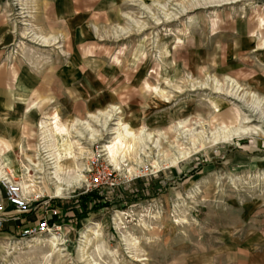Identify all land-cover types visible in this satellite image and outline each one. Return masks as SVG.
<instances>
[{
    "label": "rangeland",
    "instance_id": "1",
    "mask_svg": "<svg viewBox=\"0 0 264 264\" xmlns=\"http://www.w3.org/2000/svg\"><path fill=\"white\" fill-rule=\"evenodd\" d=\"M3 72L29 141L110 105L150 137L113 163L92 121L59 217L0 231V264H264V0H0Z\"/></svg>",
    "mask_w": 264,
    "mask_h": 264
},
{
    "label": "crops",
    "instance_id": "2",
    "mask_svg": "<svg viewBox=\"0 0 264 264\" xmlns=\"http://www.w3.org/2000/svg\"><path fill=\"white\" fill-rule=\"evenodd\" d=\"M11 78H12V75L7 73V72L0 73V100H1L0 101V180H2V179L8 180L10 178H18L19 176L20 177L22 176L21 178L24 181L25 178L28 177L27 180L28 181L30 180L35 185L33 191L41 192L43 190L41 193H44L47 189H52V188L54 189V183H55L49 174L50 172L53 171V163H52L51 159H49L50 161L49 160L47 161L48 155H49V157L52 154L57 155L56 158H58L60 160V162L62 163L63 166H66L64 168L66 170L69 169L70 171L71 170L73 171V169H74L73 162L74 161H72V163H71L70 159H73V157L75 156L74 154H77L76 153L77 152V146L73 144V141L78 139L77 141L79 142L80 138H83L82 136H84V138L86 139V137H87L86 132H88V131H86V129H84L85 128L84 127V121L82 119L80 120V118H78V117H73L72 119H74V120L76 119V121H75L76 123H74V125H72L73 129H72V127H70V129H69V131H72V132L67 131L68 132V134H67L66 130L62 126L64 121H60V124L57 125V123H55L56 122L55 115H51V114L48 115V113H46L45 115H43L39 119V121L37 123V127L39 130L37 141H29L28 140L29 137H27V136L29 135V132H30L29 129L32 126L31 125L29 126V124H27L26 119L21 117L22 115H20V117L17 119L11 118V116H12L11 112H13V111L23 112V111H26V109L28 107H29V109L34 108L35 107V101L30 102L28 104V107L26 106V108H25L26 103L22 104L20 102H12L10 99L11 94H12L11 88L6 86L5 82H4V79L10 80ZM19 79H21V78L19 77ZM24 89L27 90L25 87H24ZM110 106H113L110 110H111V112H114L112 110V109H114V105H110ZM99 110H101V109H99ZM99 112L101 113V111H99ZM99 112H97L98 114L94 113V115H98V116L100 115L99 117L100 118L102 117L101 122H97L95 124L101 126L100 124L104 123V125H102V127H105L106 123L108 121L106 123L102 122V120H103L102 113L104 111H102L101 114ZM87 115H89V113ZM91 116L92 115L90 114L88 116L89 120L86 119L87 121H85L89 125H91L90 123L92 121L96 122ZM113 116H115V115H113ZM113 116H112L111 120H115L118 118V117L113 118ZM46 119H48L50 121L48 126L51 125V127H47V128L43 129L41 122L43 120H46ZM50 119H52V120H50ZM53 119H55V120L53 121ZM78 121H80V123H78ZM54 123H55V125H57L56 127H55ZM79 124H80V126H78ZM52 125H53V128H52ZM75 127L77 128L76 130H75ZM92 127L93 126L91 125V128ZM40 129L41 130L43 129L44 131L43 130L41 131ZM80 129H81V131H80ZM93 129L95 131L97 130L94 134V137H95V135L98 134L97 133L98 129H95L94 127H93ZM51 131H54V133H55L53 135V138H52L54 141H51L52 135L49 134V133H51ZM79 131H80V133H79ZM43 132L46 134H44ZM77 132L79 135L77 134ZM47 133L49 134V136ZM61 133H62V135H61ZM41 135L42 136L44 135V136L42 137ZM58 135H61V138ZM71 136H73V138ZM63 137H64V139L65 138H67V139L72 138L73 139V140L71 139L70 141H69V139L68 140L65 139L69 143L71 142L72 148H70L71 149V150H69L70 152L65 151V153H64V150L62 151L59 148V143H60L59 140H61V139L63 140ZM55 139H56V141L58 139V141L56 142ZM42 140H46V143H45V141H42ZM94 140H95V138H94ZM48 142H49V144H48ZM52 145H54V146H52ZM75 147H76V149H75ZM55 148H57L56 150H59L57 152H59L60 155H58V153H56ZM48 149L52 150V152H50V150L47 151ZM43 150H45V151H43ZM53 151H55V152H53ZM71 151H73V152H71ZM66 152H67V154H66ZM30 154L32 155V157ZM62 154H64V155H62ZM45 155H46V157H45ZM20 158L22 159L21 160L22 169L21 168L19 169V166L17 165L18 159H20ZM31 159H32V161H31ZM40 162H42V163H40ZM37 164H38V166H37ZM69 166H70V168H69ZM50 168L52 171L50 170ZM31 169L34 170L33 175L30 173ZM11 175H12V177H10ZM46 175H47V177H46ZM27 180H25V181H27ZM45 180H46L45 184H47L48 186L44 184ZM39 183H41V184H39ZM40 187H42V188L40 189ZM1 192L2 191L0 188V195H1ZM4 205H8V207L6 206L7 207L6 211H9L11 206L9 204H7V202H4ZM42 216H43V214H42V212H39V210L35 211L31 214H25V213L23 214V213H18V212H14V211L13 212H5L4 213V220H0V231H2V233H11L14 231H22L24 229V227H26L28 224L37 222L39 219H41Z\"/></svg>",
    "mask_w": 264,
    "mask_h": 264
},
{
    "label": "bare ground",
    "instance_id": "3",
    "mask_svg": "<svg viewBox=\"0 0 264 264\" xmlns=\"http://www.w3.org/2000/svg\"><path fill=\"white\" fill-rule=\"evenodd\" d=\"M45 41V40H44ZM114 112V114L111 112V110L109 111V110H106V111H104L103 113H102V111H101V113H102V115H103V120H102V122H107L108 120H111L112 119V116L113 115H116L118 112H116L115 110H116V108H114V109H112ZM99 112V111H98ZM100 113V112H99ZM100 113V114H101ZM96 114H98V113H96ZM48 115H50V114H48ZM92 116V118L96 121L95 123H97V122H101V118L98 116V115H94V114H91ZM45 117V116H44ZM90 117V118H91ZM114 117V116H113ZM49 118V117H48ZM85 119V118H84ZM42 120V119H41ZM50 120H52V119H50ZM55 119H53V121H54ZM79 120V119H78ZM81 120V119H80ZM91 120V119H90ZM116 120V122H115V125L114 126H112V127H110V131H109V133L110 134H112L111 135V138H110V143L109 144H112V148H111V151L109 152L110 153V156L112 157L111 158V160H109V161H112L113 163H115L116 161L118 162V161H121V160H123V158H124V156H125V154L127 153V152H130L131 150H133L132 148L135 146V148H138V150H141L142 149V145H144V141H146L149 137H150V133H147L144 137L142 136V133H143V128H140L137 132H134L133 131V129H131L130 128V126L128 125V123L127 122H122L121 121V118H117V119H115ZM52 121V122H53ZM76 121V119L74 120V119H71L69 122H67V123H64V124H62V126L64 127V129L66 130V132L67 131H69V129H70V127H72V125H74V123H76L75 122ZM84 121V120H83ZM85 121H87V120H85ZM84 121V129H86V131H88V132H86L87 133V137H86V139L88 140V141H90V142H93V141H95L94 140V134H95V132L97 131H95L94 129H93V127L91 128V125H89L88 123H86ZM49 120L48 119H46V120H43L42 122H41V125H42V127H43V129L44 128H47V127H51V125L50 126H48L49 125ZM56 123V122H55ZM55 123H54V125H55ZM78 123H80V121H78ZM77 123V124H78ZM91 124V123H90ZM100 124V123H99ZM80 125V124H79ZM82 125V124H81ZM101 126L102 125H104V123H101L100 124ZM57 125H55V127H56ZM54 127V128H55ZM62 127V128H63ZM52 128H53V125H52ZM80 128V127H79ZM42 129V130H43ZM59 129V128H58ZM61 129V128H60ZM63 129V130H64ZM72 129H73V127H72ZM71 129V130H72ZM77 128L75 127V130H76ZM97 129H99V128H97ZM41 130V129H40ZM41 130V131H42ZM51 130V129H50ZM53 130V129H52ZM57 130V129H56ZM62 130V131H63ZM64 130V131H65ZM79 130V129H78ZM137 130V129H136ZM39 131V130H38ZM44 131V130H43ZM55 131V130H54ZM54 131H51V133H49V134H51L52 135V137H51V139L53 138V135L55 134L54 133ZM61 131V132H62ZM63 131V132H64ZM80 131H81V129H80ZM80 131H79V133H80ZM48 132V131H47ZM56 132V131H55ZM60 132V131H59ZM65 132V133H66ZM69 132H72V131H69ZM84 132V131H83ZM39 133V132H38ZM41 133V132H40ZM44 133V132H43ZM75 133V132H74ZM44 134H46V133H44ZM48 134V133H47ZM49 134H48V136H49ZM67 134H68V132H67ZM73 134V133H72ZM77 134H78V132H77ZM61 135H62V133H61ZM66 135V134H65ZM70 135V134H69ZM75 135V134H74ZM79 135V134H78ZM226 135V134H225ZM42 136V135H41ZM44 136V135H43ZM42 136V137H43ZM77 136V135H76ZM82 136V135H81ZM96 136V135H95ZM46 137V136H45ZM44 137V138H45ZM56 137V136H55ZM54 137V138H55ZM72 138H73V136H71ZM75 137V136H74ZM83 138H84V136H82ZM57 138V137H56ZM60 138H61V136H60ZM71 138V139H72ZM214 138V137H213ZM46 139V138H45ZM65 139H67V138H65ZM64 139V137H63V140L61 141V143L60 144H62V146H66L64 149H60V150H64V153H65V151H69V150H71L70 148H72L71 147V142L69 143L67 140H65ZM82 139V138H81ZM85 139V138H84ZM47 140V139H46ZM46 140H42V141H45V143H46ZM50 140V139H49ZM48 140V141H49ZM73 140V139H72ZM78 139H76V140H74L73 141V144L74 145H76L77 146V157L75 156V161L73 162V167H74V169H73V171H70L69 169L68 170H66L64 167H66V166H63L62 165V163L60 162V160L58 159V158H56V156L57 155H55V154H52L50 157H49V155H48V158H47V161L49 160V159H51L52 160V163H53V171L51 170V168H50V170L52 171V172H50L49 174H50V177L54 180V190L56 191V192H62V191H64V190H67V189H69V188H71V187H73V186H75V185H77V184H79L80 183V180H82V177H83V175H82V169H83V165H81V163H77L78 161H76V159L77 158H79V159H81V154L84 152V151H87V148H86V150H84V147H82V146H80V143L77 141ZM51 141H54L53 139L51 140ZM55 141H56V139H55ZM57 141H58V139H57ZM56 141V142H57ZM148 141V140H147ZM59 143V142H58ZM48 144H49V142H48ZM57 145V144H56ZM146 145V144H145ZM42 146V145H41ZM40 146V147H41ZM45 146V145H44ZM52 146H54V145H52ZM43 147V146H42ZM56 147V146H55ZM45 148V147H44ZM49 148V147H48ZM47 149V148H46ZM57 148H55V151H56V153H58V155H60L59 154V152H57V151H59V150H56ZM75 149H76V147H75ZM107 149V145H105V144H103L102 145V151H107V153H108V150H106ZM50 149H48L47 151H49ZM73 150V149H72ZM43 151H45V150H43ZM55 151H53V152H55ZM61 151V152H62ZM50 152H52V150H50ZM70 152V151H69ZM71 152H73V151H71ZM40 153V152H39ZM48 153V152H47ZM46 153V154H47ZM87 153H88V151H87ZM45 154V153H44ZM66 154H67V152H66ZM70 154V153H69ZM178 154V153H177ZM183 154V153H182ZM181 154V155H182ZM43 155V154H42ZM62 155H64V154H62ZM75 155V154H74ZM73 155V156H74ZM105 155V154H104ZM108 156H109V154H108ZM183 156V155H182ZM45 157H46V155H45ZM73 159H74V157H73ZM30 160V159H29ZM39 160V159H38ZM37 160V161H38ZM165 160V159H164ZM31 161H32V159H31ZM35 161V160H34ZM50 161V160H49ZM111 162V163H112ZM37 163V162H36ZM40 163H42V162H40ZM69 163V162H68ZM67 163V164H68ZM161 163H163V162H161ZM168 163V162H167ZM47 164V163H46ZM84 164V163H83ZM32 165V164H31ZM34 165V164H33ZM65 165V164H64ZM29 166V165H28ZM37 166H38V164H37ZM68 167V166H67ZM72 167V166H71ZM39 168V167H38ZM69 168H70V166H69ZM135 169V167H130V171H132V169ZM23 172V171H22ZM36 176V175H35ZM22 177V176H21ZM20 176L18 177V178H10V179H8V180H1V181H3L4 182V184H11L12 182H16V185L18 186V188H19V190H20V194L22 195V196H24V197H29V193L30 192H32L33 190H34V184L29 180H27V178L28 177H26L25 178V180H27V181H23V179L21 178ZM25 177V176H24ZM32 177V176H31ZM46 177H47V175H46ZM35 178V177H34ZM37 179V178H36ZM49 180V179H48ZM38 181V180H37ZM50 182V181H49ZM2 183V182H1ZM13 184V183H12ZM39 184H41V183H39ZM39 186V185H38ZM42 187H40V189H41ZM43 191V190H42ZM41 191V192H42ZM41 192H38V191H33L32 193H31V195H44L43 193H41ZM30 195V196H31ZM58 195V194H57ZM50 230V229H49ZM52 234V233H51ZM52 240H55L56 238L55 237H53V238H51Z\"/></svg>",
    "mask_w": 264,
    "mask_h": 264
},
{
    "label": "built area",
    "instance_id": "4",
    "mask_svg": "<svg viewBox=\"0 0 264 264\" xmlns=\"http://www.w3.org/2000/svg\"><path fill=\"white\" fill-rule=\"evenodd\" d=\"M98 178H94V181L97 183ZM98 184V183H97ZM96 184V185H97ZM6 188V200L7 203L14 209V212L31 214L37 211V206L40 204L43 207L41 209L43 216L37 222L33 224H28L24 227L22 234L31 236L37 233H42L45 230H49L50 223L49 219L55 221L60 214V211L50 207L48 200H41L42 195H34L32 197H24L20 194V190L16 183L5 184ZM40 207V208H41ZM5 211V205L0 201V220H4L3 212Z\"/></svg>",
    "mask_w": 264,
    "mask_h": 264
},
{
    "label": "trees",
    "instance_id": "5",
    "mask_svg": "<svg viewBox=\"0 0 264 264\" xmlns=\"http://www.w3.org/2000/svg\"><path fill=\"white\" fill-rule=\"evenodd\" d=\"M52 221H53L52 219H49V222H50V223H52Z\"/></svg>",
    "mask_w": 264,
    "mask_h": 264
}]
</instances>
